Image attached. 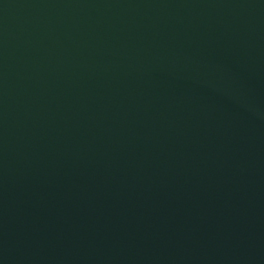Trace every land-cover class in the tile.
<instances>
[{
	"label": "water",
	"instance_id": "obj_1",
	"mask_svg": "<svg viewBox=\"0 0 264 264\" xmlns=\"http://www.w3.org/2000/svg\"><path fill=\"white\" fill-rule=\"evenodd\" d=\"M0 264H264V0H0Z\"/></svg>",
	"mask_w": 264,
	"mask_h": 264
}]
</instances>
